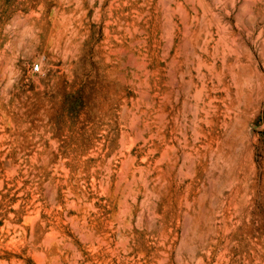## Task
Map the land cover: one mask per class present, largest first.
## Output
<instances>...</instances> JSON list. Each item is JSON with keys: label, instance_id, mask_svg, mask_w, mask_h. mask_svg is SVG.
I'll use <instances>...</instances> for the list:
<instances>
[{"label": "rangeland", "instance_id": "rangeland-1", "mask_svg": "<svg viewBox=\"0 0 264 264\" xmlns=\"http://www.w3.org/2000/svg\"><path fill=\"white\" fill-rule=\"evenodd\" d=\"M0 264H264V0H0Z\"/></svg>", "mask_w": 264, "mask_h": 264}, {"label": "built area", "instance_id": "built-area-1", "mask_svg": "<svg viewBox=\"0 0 264 264\" xmlns=\"http://www.w3.org/2000/svg\"><path fill=\"white\" fill-rule=\"evenodd\" d=\"M33 70L37 71L39 68H38V65H33Z\"/></svg>", "mask_w": 264, "mask_h": 264}, {"label": "bare ground", "instance_id": "bare-ground-1", "mask_svg": "<svg viewBox=\"0 0 264 264\" xmlns=\"http://www.w3.org/2000/svg\"><path fill=\"white\" fill-rule=\"evenodd\" d=\"M261 255H262V254H261ZM251 257H252V256H251ZM253 258H254V256H253ZM253 258H252V259H253ZM247 259H248V258H247ZM261 259H262V258H261ZM243 261H244V260H243ZM253 262H254V261H253ZM256 262H258V261H256ZM244 263H245V262H244Z\"/></svg>", "mask_w": 264, "mask_h": 264}]
</instances>
